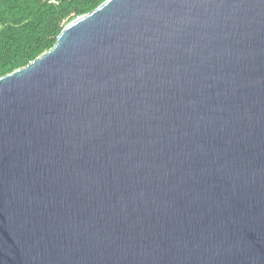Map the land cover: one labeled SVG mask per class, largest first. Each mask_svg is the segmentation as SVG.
Returning a JSON list of instances; mask_svg holds the SVG:
<instances>
[{"label":"water","instance_id":"obj_1","mask_svg":"<svg viewBox=\"0 0 264 264\" xmlns=\"http://www.w3.org/2000/svg\"><path fill=\"white\" fill-rule=\"evenodd\" d=\"M0 264H264V0H106L0 77Z\"/></svg>","mask_w":264,"mask_h":264},{"label":"trees","instance_id":"obj_2","mask_svg":"<svg viewBox=\"0 0 264 264\" xmlns=\"http://www.w3.org/2000/svg\"><path fill=\"white\" fill-rule=\"evenodd\" d=\"M106 0H0V77L52 49L65 26Z\"/></svg>","mask_w":264,"mask_h":264},{"label":"built area","instance_id":"obj_3","mask_svg":"<svg viewBox=\"0 0 264 264\" xmlns=\"http://www.w3.org/2000/svg\"><path fill=\"white\" fill-rule=\"evenodd\" d=\"M51 1L59 4V0H51Z\"/></svg>","mask_w":264,"mask_h":264}]
</instances>
